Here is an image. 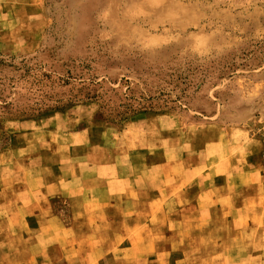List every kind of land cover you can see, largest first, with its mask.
Instances as JSON below:
<instances>
[{
  "label": "rangeland",
  "instance_id": "obj_1",
  "mask_svg": "<svg viewBox=\"0 0 264 264\" xmlns=\"http://www.w3.org/2000/svg\"><path fill=\"white\" fill-rule=\"evenodd\" d=\"M3 1L0 170L7 185L47 182L46 170L74 167L72 159L86 155L117 171L161 167L174 174L177 192L186 171L195 186L205 174L258 186L264 0H37L29 21L15 11L5 21ZM51 205L68 223L66 199ZM195 208V220L168 222L167 235H145L157 222L137 219L132 236L85 237L83 244L100 245L89 261L264 264V236L234 235L235 223ZM203 210L211 219H198ZM190 227L193 235H178Z\"/></svg>",
  "mask_w": 264,
  "mask_h": 264
},
{
  "label": "crops",
  "instance_id": "obj_2",
  "mask_svg": "<svg viewBox=\"0 0 264 264\" xmlns=\"http://www.w3.org/2000/svg\"><path fill=\"white\" fill-rule=\"evenodd\" d=\"M3 2L5 21L12 18L13 11L26 14L27 21L35 18L37 0ZM72 161L77 165L46 170L47 182L21 180L7 185L0 170V264H93L89 260L100 245L83 244L85 237L132 236V224L137 219L157 222L156 232L145 235H167L164 228L170 229L168 222L195 220L197 205L235 223L234 235L264 236V167H259L254 182L257 187L236 181L216 183L210 174H205L202 187L195 186L189 179L191 172L186 171L185 185L177 192L174 174L165 175L158 166L149 173L154 176H149L134 167L117 171L91 164L86 155ZM32 169L29 166L25 171L26 178L33 176ZM180 193L184 194L181 199ZM53 198L66 199L68 223L55 214ZM204 210L198 219L205 221L210 216ZM138 213L143 216L137 217ZM101 229L108 232L101 234ZM181 229L175 235H193V228ZM65 235L70 236L63 239Z\"/></svg>",
  "mask_w": 264,
  "mask_h": 264
}]
</instances>
